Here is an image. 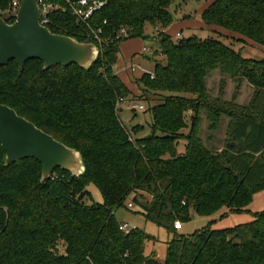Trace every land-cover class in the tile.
<instances>
[{
	"label": "trees",
	"instance_id": "1",
	"mask_svg": "<svg viewBox=\"0 0 264 264\" xmlns=\"http://www.w3.org/2000/svg\"><path fill=\"white\" fill-rule=\"evenodd\" d=\"M44 1L58 5L48 15L53 33L95 43L100 54L90 68L45 69L31 59L22 69L10 61L0 67V104L81 152L85 172L57 168L42 180L38 160L6 165L0 145V264H264V210L230 228L214 229L211 221L187 235L174 226L190 221L192 211L210 216L226 207L222 217L247 211L264 189V58H247L218 37H173L166 30L175 0H104L86 22L65 0ZM12 2L0 0V16ZM202 20L264 46V0H212ZM149 25L159 32L154 56L163 59L136 82L145 100L148 92L159 98L149 108L150 134L136 138L143 126L128 130L118 102L140 97L115 64L120 44L147 38ZM217 68L257 88L249 106L209 101L206 79ZM204 113L212 132L229 119L221 150L201 136ZM122 206L168 231L164 261L146 252L154 236L120 229Z\"/></svg>",
	"mask_w": 264,
	"mask_h": 264
},
{
	"label": "rangeland",
	"instance_id": "2",
	"mask_svg": "<svg viewBox=\"0 0 264 264\" xmlns=\"http://www.w3.org/2000/svg\"><path fill=\"white\" fill-rule=\"evenodd\" d=\"M211 2L212 0H175L171 8L174 14V22L168 28V33L175 38H178L176 36L178 32H182V37L192 35H197L201 38L209 36L218 37L226 44L233 46L234 49L241 52L247 58L263 59V45L250 39L242 38L237 33L216 26H206L203 23L202 12ZM213 29H216L220 35L214 33ZM146 32L148 34L147 38H129L120 44L119 58L115 64V70L123 77L136 98L140 97V99L135 100L130 98L118 105L122 108L119 110V117L128 130L132 132L134 126H143L140 132L132 134L136 138L145 137L150 134L152 114L149 108L159 98L153 92H148L145 96L147 100H145L141 96L143 92L140 90L136 79L144 73L153 71L152 69H154L156 60L163 59L161 56H154L155 51L159 49L158 30L149 25ZM132 67L135 70H132ZM206 80L210 102H235L237 105L247 107L255 98L257 88L253 84L247 79H233L224 74L220 68L213 70ZM135 102L143 104L145 108L134 109L133 104ZM253 112L256 113L254 110ZM203 117L201 136L208 146L221 150L225 145L229 119L224 117L219 129L212 132L208 128L210 122L206 118L205 113ZM184 131L187 132L188 130ZM183 145L184 142L181 144V149ZM90 190L96 201L103 200L102 195L94 185L90 187ZM128 201L132 200L128 199ZM247 209V211L241 213H228L225 217H222V214L228 212L226 207L210 216H201L192 211V219L188 222H183L184 228L181 232L189 235L203 228L211 221H214L212 225L214 229H224L254 220V213L264 210V189L254 194L253 201ZM116 216L121 222H128L130 225L144 229L154 236L155 240L148 243L146 252L151 253L155 251L159 259L164 261L167 253V242L171 239V235L166 229L148 221L142 213L128 209L127 206L118 208Z\"/></svg>",
	"mask_w": 264,
	"mask_h": 264
},
{
	"label": "water",
	"instance_id": "3",
	"mask_svg": "<svg viewBox=\"0 0 264 264\" xmlns=\"http://www.w3.org/2000/svg\"><path fill=\"white\" fill-rule=\"evenodd\" d=\"M38 0H21L13 23L0 16V67L16 60L23 69L31 59L43 61L48 69L61 64L90 68L100 54L92 42H81L68 35L53 33L41 23ZM0 145L6 153V165L35 158L42 164V180L57 168L74 175L85 172L81 152L69 147L19 115L8 105L0 104Z\"/></svg>",
	"mask_w": 264,
	"mask_h": 264
},
{
	"label": "built area",
	"instance_id": "4",
	"mask_svg": "<svg viewBox=\"0 0 264 264\" xmlns=\"http://www.w3.org/2000/svg\"><path fill=\"white\" fill-rule=\"evenodd\" d=\"M72 12L82 21L86 22L88 19H90V17L93 15V13L95 11H97L98 9L102 8L105 4L106 1L104 0H65ZM41 12H42V18H41V23L43 25L47 26V23H49V13L52 11V9L54 8H58V5H54L53 3H49L46 2L44 0H38ZM21 5V0H13L11 6L9 7V9L7 11H5L3 14V18H8V17H15L17 18V13L19 11ZM6 20V19H5ZM121 33L123 35L127 34L125 29L121 30ZM176 36H181V33L178 32L176 34ZM146 49V48H145ZM132 70H135L134 67L131 68ZM150 73V72H149ZM152 77H154L155 75L153 73H151ZM124 102L123 98H120L118 105ZM133 108L134 109H144V105L140 104V103H134L133 104ZM128 207L129 208H133L134 204L132 202L128 203ZM175 228L178 230H181L183 228V222L181 220H176L175 224H174ZM136 226H132L130 225L128 222H121L120 223V229L122 231H130L132 229H136Z\"/></svg>",
	"mask_w": 264,
	"mask_h": 264
},
{
	"label": "crops",
	"instance_id": "5",
	"mask_svg": "<svg viewBox=\"0 0 264 264\" xmlns=\"http://www.w3.org/2000/svg\"><path fill=\"white\" fill-rule=\"evenodd\" d=\"M166 32L168 33V29L166 30ZM152 70H153V69H152ZM131 71H132V70H131ZM116 72H117V70H116ZM117 73L119 74V72H117ZM119 76L123 79V77H122L120 74H119ZM123 80H124V79H123ZM124 82H125V81H124ZM183 228H184V224H183ZM183 228H182V229H183ZM182 229H181V230H182ZM181 230H180V231H181Z\"/></svg>",
	"mask_w": 264,
	"mask_h": 264
}]
</instances>
